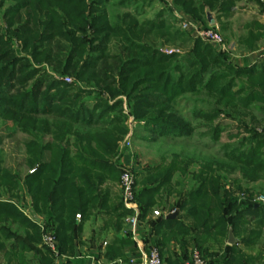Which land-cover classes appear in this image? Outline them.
Segmentation results:
<instances>
[{"label": "trees", "instance_id": "1", "mask_svg": "<svg viewBox=\"0 0 264 264\" xmlns=\"http://www.w3.org/2000/svg\"><path fill=\"white\" fill-rule=\"evenodd\" d=\"M11 1L4 13L6 34L0 33V119L30 138L24 147L32 172L20 182L0 160V192L15 197L22 186L35 211L44 212L45 224L53 227L60 255L71 252L81 230L75 225L76 215L87 218L94 210H103L115 219L103 228L118 233L130 213L122 198L116 205L110 202L107 186L119 181L118 142L128 132L121 97L134 120L160 137H190L193 133L176 111L186 94L210 99L209 108L194 112L207 124L220 116L244 117L257 104L264 113V64L238 68L225 53L199 39L183 56L160 52L147 42L154 32L171 41L181 39L179 30L161 20L164 11L154 20L139 22L134 14H110L108 6L115 4L111 0ZM160 1H171L193 22H208L207 13L216 12L218 19L229 17L239 0ZM167 11V17L173 18L172 9ZM13 39L20 42L22 56L13 48ZM47 68L59 77H74L87 89L65 83ZM86 98L94 100L91 107ZM260 120L264 123V117ZM258 125L261 131L246 125L248 136L231 150L225 147L228 164L199 163L191 173L196 185L177 203L179 212L185 210L189 226L178 218L158 217L154 228L162 242L157 245L163 247L169 238H176L183 247L188 243L183 237L188 236L210 264H254L237 249L236 242L225 245L221 254L204 246L210 238L218 242L222 228L231 229L238 238L243 226L254 220L255 230L238 238L249 247L264 227V207L253 201L252 193L244 191L247 198L237 201L232 190L224 188L225 177L218 175L220 169L239 171L245 182H255L264 175V124ZM221 132L219 124L211 128L212 140L218 141ZM46 136L50 140L43 142ZM177 158L174 156L168 166L150 169L142 179L144 187L135 194L139 219L157 203L161 190L170 194L176 173L186 174L189 160ZM8 221L25 228L24 239L17 240L7 227ZM39 228L12 202L0 198V250H5L4 241L13 237L11 248L34 251L41 255L42 264H51L53 255L44 246H35L42 242ZM115 253L111 250V255Z\"/></svg>", "mask_w": 264, "mask_h": 264}, {"label": "rangeland", "instance_id": "2", "mask_svg": "<svg viewBox=\"0 0 264 264\" xmlns=\"http://www.w3.org/2000/svg\"><path fill=\"white\" fill-rule=\"evenodd\" d=\"M110 2L115 3L114 5L109 4L108 6V11L110 14H134L136 16V20H138L139 22L154 20L157 15L161 14V12L164 11L165 18H161V20H164L166 24H172L174 29L179 30L180 37L184 41L182 42L181 39L171 41L170 39L168 40L165 37H160V34H156L154 32V37H149V40L147 42L149 44L152 43L156 49L164 54L170 55L169 52L172 51L171 54L183 56L191 49L194 40H197L190 33L181 29V25L185 20L178 19L177 17H167V15L169 14L167 9L170 8L168 2L163 3V1L160 0H129L124 5L119 4L120 0H111ZM11 4H13L11 0H4L2 2V6H0V33L2 34H6L7 29L4 13ZM14 27L16 28L17 24ZM220 33L218 34L222 36L223 32L221 31ZM150 40L152 41L150 42ZM12 41L13 48L18 52V54L22 56L23 53H20V42L15 39H13ZM223 43L225 48L226 42L224 39ZM215 51L222 52L217 50V48ZM47 70L51 73V70L49 68H47ZM51 74L57 78H60L67 84H72L75 87L87 89V85L85 83L78 82L74 77L70 75L59 77L56 73ZM66 78H69L70 82H66ZM105 98L107 97L105 96ZM121 99L124 102L123 111L127 115L125 124L128 128V132L118 142V148L122 147L124 141L130 135V132L131 136L129 141L131 145L129 148L124 147L123 145V150H121V153L118 149L116 155V161L118 162V165L119 162L124 166L132 165L135 169V172H137V168H139L140 162H147V165L149 166H154L161 163L169 164L174 156H177V159L179 161L185 159L189 160V166L187 168L186 174H175L174 182L176 184L171 183L172 191L170 192V194H167L163 191V194L159 193L156 196L157 203L154 205L153 209L158 211H160V209L162 208H164V210H173L174 208H176L177 203L185 198L189 190L196 185L191 176V173L197 170L199 163H203L206 160H211L228 164V158H226L225 156V147L227 146V150H231L232 147H236L238 145L241 138H246L248 136V134L244 131L246 125L248 126V128L255 127L258 131H261V129L259 128L261 125L258 124H264L260 120V118L264 117V113L258 110V104L256 105V107H250V109L253 110H251V112H249L244 117L220 116L217 120L214 121L213 124H207L201 118L194 115V112L197 109L209 108L211 104L209 101L210 99H208L204 95L186 94L184 95L183 99L178 102L176 111L178 112V115L185 119L194 129L193 133L190 137H160L151 132L145 131L142 127L143 123H138L137 121H135L133 116L129 113L128 109H126L125 98L121 97ZM85 101L88 107H91L94 104V100L91 98H86ZM252 118H254L253 121H251ZM241 121H243L244 124H240ZM217 124L222 127V132L219 135L218 141H214L210 136V129ZM29 139L30 138L27 135L16 130V128L13 127L11 123H6L2 119H0V160L2 162V167L5 170L9 171L12 175H15L18 180H20V182H22L21 180L23 176L30 169V167L26 164V159L28 157L24 147V142ZM49 140L50 137L48 136L43 138V142H48ZM118 155L120 156V159H117ZM218 175L225 177L222 184L225 189L230 188L232 190V195L236 198L237 201H241L240 198L241 195L244 194V191L252 193L253 200L260 195L264 196V175H262L259 180L255 182H245L242 179L239 171L227 173L224 169H220L218 171ZM235 180H237V183H235ZM117 182L118 181H115L111 185V187H113V191ZM137 183L139 185L142 184L140 182ZM113 195L119 196L117 192H111L110 202L112 203H114L113 199L111 198ZM115 201L117 202L118 199L115 198ZM164 205H168L169 208L167 206L165 207ZM185 222L186 225L189 226L190 220L187 219ZM124 224L125 227H127L126 223ZM228 232V229L222 228L221 232H219L218 234V237L220 238L218 242L215 243V241L210 238V240L207 241L204 247H210L209 252L221 254L224 250L225 245H227ZM240 236L241 232L239 233V238ZM179 237H181V235H177V238ZM185 240H187L188 242L186 246H189V251H191L192 249H197L192 245L193 242H189L190 240L188 236L183 237V241ZM168 243V246H164V248L170 250V245L174 244L173 247L177 246L178 248H180L182 247L181 245L183 242L177 241L176 238H172V240H170L169 238ZM236 246L238 250L242 251V244L238 240ZM189 251L187 252L188 255L183 259L189 257ZM171 259L172 257L170 256V260ZM183 259H181V261Z\"/></svg>", "mask_w": 264, "mask_h": 264}, {"label": "crops", "instance_id": "3", "mask_svg": "<svg viewBox=\"0 0 264 264\" xmlns=\"http://www.w3.org/2000/svg\"><path fill=\"white\" fill-rule=\"evenodd\" d=\"M168 4L172 9L174 17L183 20H192L190 15L176 8L171 1H169ZM209 14L213 19L212 25L202 21H198V23L206 27H212L217 30L218 33L221 31L223 32L222 36L226 42V47L222 52L226 54L229 61L234 66L238 68H249L252 66L259 67L264 64V8L259 0L237 1L232 9V14L227 18L222 17L218 19L216 12ZM214 49L216 50V48ZM139 165V168H137V182L142 184H136V192L143 189L144 184L142 179L150 169L160 165L166 166L168 164L161 163L149 166L147 162H140ZM28 173H31V169L27 171L21 181H23ZM171 182L175 184L174 177ZM112 184L113 183L110 182L107 186L109 187L110 193L115 191V193L117 192L119 195H113L111 197L116 205L121 198L119 181L115 185L114 191L112 189L113 187H111ZM160 194H163V190L160 191ZM0 198L2 201L8 203H13L14 201L13 205L18 209V204L22 209V211L19 209L18 211L38 226L39 223L45 222V213H37L35 211L30 196L25 192L22 186L15 197H11L10 194L4 195L3 192H0ZM115 198L118 199L117 202ZM164 206L168 207V205ZM153 208L154 206L144 218H140L141 227L136 233H131L128 226L125 227V219L123 220L122 229L118 233L113 229H104L103 226L105 223L115 222V219L112 220V216H107L103 210L99 209L94 210L87 218H81L80 216L79 218H75V225L78 227L80 226L81 230L76 233L72 242L71 252L66 255H61L59 258L53 257L51 264H112L118 259L122 261H127L128 259L138 260L141 258L142 253L144 254L147 252L150 245H154L159 249L162 264H181V259L188 255L189 246L178 248L177 246L173 247V244L170 245V250H168L164 248V246L157 245V243L162 242V236L161 234H157L154 228L158 217L154 218L152 216V212L154 211ZM159 212L162 214L161 217L163 216V218L166 219L169 218L168 216L172 214V212H177L175 218H178L179 221L186 225L185 221L187 219H185V210L179 212L177 210V205L173 210H164V208H162ZM249 219L251 218L248 217V220ZM10 223V221L7 222V227L11 228V233L17 237V240L24 239L25 228L18 222ZM242 229L241 238H246L250 231L255 230L254 220L248 222ZM238 238L234 237L236 243L237 240L240 239ZM254 240L255 241L249 247H245L242 244V252L247 257L251 258L254 264H264V227L259 229V237ZM104 243H106V245H103ZM169 243H167L165 247L168 246ZM13 244V237L4 241L5 250H0V264H42L41 255L36 254L34 251H23L19 246L16 247V249L11 248ZM35 246L37 249H41L43 245L41 242ZM109 247L113 248L108 250ZM113 249L116 250V253L111 255V250ZM170 256L172 257L171 260Z\"/></svg>", "mask_w": 264, "mask_h": 264}, {"label": "built area", "instance_id": "4", "mask_svg": "<svg viewBox=\"0 0 264 264\" xmlns=\"http://www.w3.org/2000/svg\"><path fill=\"white\" fill-rule=\"evenodd\" d=\"M263 8H264V0H260ZM181 29L190 33L194 38L199 39L207 44H209L212 48H217L220 51H224V43L223 38L218 34V32L213 29L212 27H204L198 22H193L191 20H185L182 25ZM169 52V54H171ZM66 82H70L69 78L65 79ZM130 135L124 141V147L129 148L130 143ZM122 147H119V152L121 153L123 150ZM120 156H117V159ZM120 168V177H119V188L121 191V198L124 208L129 211L130 213L125 217V223L128 226L131 233H136L137 230L141 227L140 219H139V208L137 202L135 200L136 194V179H137V172L132 165L124 166L121 165L119 162ZM247 198V195L242 194L240 200ZM255 203L264 207V196H258L253 200ZM14 203V201H13ZM16 203V201H15ZM19 210L22 211L20 206L17 204ZM173 213V212H172ZM162 214L161 212L154 210L152 212V216L154 218L160 217ZM76 218H79V215H76ZM41 233H42V245L53 255V257L59 258L61 255L58 253V241L55 237L53 232V227L51 225L45 224V222L39 223ZM103 245H106L104 243ZM112 264H162L160 253L158 249L154 245H150L148 247L147 252L142 256L140 259H128L125 260H116ZM181 264H210L209 258H204L201 253L197 249H192L189 251V257L183 259Z\"/></svg>", "mask_w": 264, "mask_h": 264}, {"label": "water", "instance_id": "5", "mask_svg": "<svg viewBox=\"0 0 264 264\" xmlns=\"http://www.w3.org/2000/svg\"><path fill=\"white\" fill-rule=\"evenodd\" d=\"M206 17H207V21H208L209 25H212L213 24V19L211 18V15L209 13H207ZM176 215H177V212H173L168 217L169 218H175ZM234 243H235V240H234L232 231H231V229H229L227 245L232 246Z\"/></svg>", "mask_w": 264, "mask_h": 264}]
</instances>
